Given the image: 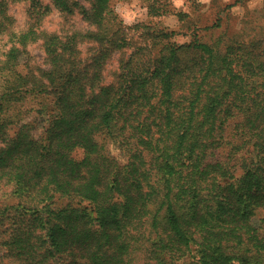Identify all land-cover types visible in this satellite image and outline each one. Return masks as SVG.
<instances>
[{"label": "trees", "instance_id": "1", "mask_svg": "<svg viewBox=\"0 0 264 264\" xmlns=\"http://www.w3.org/2000/svg\"><path fill=\"white\" fill-rule=\"evenodd\" d=\"M46 1L0 0V264H264V39L153 27L104 84L131 45L111 0ZM51 8L86 29L42 30Z\"/></svg>", "mask_w": 264, "mask_h": 264}, {"label": "rangeland", "instance_id": "2", "mask_svg": "<svg viewBox=\"0 0 264 264\" xmlns=\"http://www.w3.org/2000/svg\"><path fill=\"white\" fill-rule=\"evenodd\" d=\"M161 1L165 3L166 10L168 11L167 14L162 16H151L147 6L149 3L144 0L110 1V8L126 27L124 31L127 33L131 45L123 53H114L108 59L102 72L104 84L113 83L116 79L120 61L126 58L131 48L138 45L142 39L149 38L153 27L165 29L166 31H175L176 34L172 37L171 41L179 44L189 42L193 31L205 42L219 34L234 37L242 31H245L248 35L247 39H264V0H244L242 3H237L238 0ZM45 2L47 1L45 0ZM80 4L86 8L88 7V4L85 2L80 1ZM9 12L15 20V27L17 29L26 27L25 23L27 18L22 2L12 5ZM177 13H184L187 17L179 20ZM217 21L221 25L220 28L207 30L208 27H212ZM40 27L48 33L66 35L75 30L86 29V23L79 14V11H76L74 15H62L57 10L51 8V11L41 20ZM145 27L150 29H146ZM5 40L3 38L0 43V61L3 60L2 53L8 48L7 45L4 46ZM89 47L90 45L88 44L80 46L83 58L86 57V51ZM24 59H28L29 66H27L31 67L34 71L47 68L43 66L44 54L39 42L29 46L28 56H25ZM25 105L26 108L36 106L33 101H28ZM73 156L76 159L81 158L82 151H75ZM1 187L0 197L4 193L9 192L8 187ZM6 197L7 195L2 200L5 203L16 202L14 198ZM7 264L12 263L9 261Z\"/></svg>", "mask_w": 264, "mask_h": 264}]
</instances>
